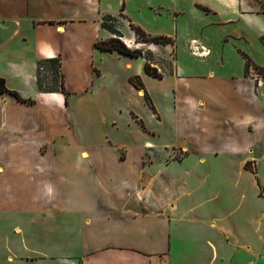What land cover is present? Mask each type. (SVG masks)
Wrapping results in <instances>:
<instances>
[{
  "label": "crops",
  "instance_id": "obj_1",
  "mask_svg": "<svg viewBox=\"0 0 264 264\" xmlns=\"http://www.w3.org/2000/svg\"><path fill=\"white\" fill-rule=\"evenodd\" d=\"M131 1L0 0V77L26 100L0 94V264H264V81L239 53L264 48V0H144L181 44H229L221 66L241 67L176 62L154 98L174 114L151 126L163 148L84 149L65 94L71 106L125 103L117 91L142 102L129 79L152 80L144 56L95 45L114 36L103 16L121 13L129 47L158 48L137 40L131 22L150 28ZM54 59L66 93L39 84Z\"/></svg>",
  "mask_w": 264,
  "mask_h": 264
},
{
  "label": "rangeland",
  "instance_id": "obj_2",
  "mask_svg": "<svg viewBox=\"0 0 264 264\" xmlns=\"http://www.w3.org/2000/svg\"><path fill=\"white\" fill-rule=\"evenodd\" d=\"M107 2L116 6L118 0H106ZM144 0H132V8L134 9L135 15L139 20L145 23L150 30L144 26H140L147 33L152 36L165 35L172 38L171 44H155L158 46L153 52L149 49H145V54H149V57L154 60L159 72L162 73V77L149 75L152 77L148 83L144 81L142 76L139 75L142 81V85L138 89H143L142 102H136L132 99L133 95L127 92L113 93V97L119 101H125L118 105L114 104H77L71 106L70 95L67 93L66 98L68 102L69 113L73 118V127H75L83 139V148L92 150L93 148L106 147L112 150H117L121 155L131 152L137 154L139 151L150 152L163 148L166 141H169L166 134L159 135L151 130V126L157 124L156 120L163 119L164 121L171 120L173 115L171 113L170 104L167 105V101H161L158 106L154 102L155 95H160L162 92L168 90L173 82V72L176 70V62L180 63L182 67L186 63L189 65L193 64L202 70H206L209 66L216 68L221 74L226 69H239L242 61L240 57H231L222 65V50L225 48L226 53H231L230 45H223L220 43H213L210 40H198L193 42L196 45L197 50L201 48L209 49L205 55L196 56L191 52L192 46L181 44L177 41L176 36L169 34L173 29V22L171 16L167 13H163L162 17L155 21L152 18V12L147 10L144 6ZM141 6L143 7L141 9ZM119 10L118 7H116ZM125 18L121 13L110 17H106L103 24L108 27L117 29L120 25V21ZM126 20V19H125ZM152 30H156L154 33ZM161 32V33H159ZM169 32V33H168ZM261 42L263 40L261 39ZM264 43V42H263ZM204 45V46H202ZM225 46V47H224ZM264 46V45H263ZM239 53L244 58L246 70V64H249L248 72H254V76L257 75L264 81V71L259 70L257 67H263L260 62H264V48L261 47H250L249 49L239 48ZM263 49V50H261ZM210 54V55H209ZM255 57V58H254ZM230 66L232 68H230ZM189 71L186 74L181 73L182 77H187ZM133 75L131 78L135 77ZM39 79L44 89H54L61 85L62 77L59 73V63H49L46 68L39 69ZM128 101V102H126ZM164 103V104H163ZM163 104V105H162ZM160 107V108H159ZM160 109V110H159ZM146 141H150L151 144H145ZM126 145H122V144ZM146 155V154H145Z\"/></svg>",
  "mask_w": 264,
  "mask_h": 264
},
{
  "label": "trees",
  "instance_id": "obj_3",
  "mask_svg": "<svg viewBox=\"0 0 264 264\" xmlns=\"http://www.w3.org/2000/svg\"><path fill=\"white\" fill-rule=\"evenodd\" d=\"M113 15H104L103 21H105L106 17H112ZM105 28L110 30L114 36L107 40H99L96 42V46L107 51H119L124 54H128L131 56H144L146 58V64H145V70L147 73L153 76L162 77V73L159 72L158 68L156 66H153L155 63L152 58L149 57V54H145L143 49L139 48H131L129 47L123 40H122V33L117 29L108 27L107 25L103 24ZM131 28L134 30L137 40L139 42L143 43H154V44H171L173 42L172 38L165 35H156L152 36L151 34L147 33L145 30H143L140 26L135 25L134 23H130ZM52 62H58L57 59L52 60ZM51 62V63H52ZM59 63V62H58ZM43 66L42 63H39V69ZM249 64H246V70L245 72L248 73ZM259 70L264 71V67H257ZM39 74V73H38ZM39 84L42 86L41 81L38 76ZM131 82L134 86L137 88L142 85L141 78L139 76H135L131 78ZM60 90L66 93L65 86L63 84V81H61V85L59 86ZM3 93H9L13 95L14 97L18 98L19 100L26 101L23 99L20 94L17 91L10 90L6 85V80L3 77H0V94ZM67 94V93H66ZM33 100H29V102H32ZM68 102L66 98V103Z\"/></svg>",
  "mask_w": 264,
  "mask_h": 264
}]
</instances>
